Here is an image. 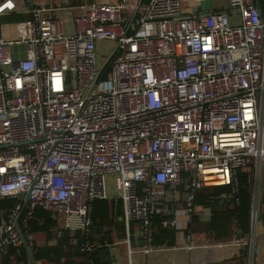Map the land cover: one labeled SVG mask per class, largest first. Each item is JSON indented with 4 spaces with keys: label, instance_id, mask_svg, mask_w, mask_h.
Masks as SVG:
<instances>
[{
    "label": "built area",
    "instance_id": "built-area-1",
    "mask_svg": "<svg viewBox=\"0 0 264 264\" xmlns=\"http://www.w3.org/2000/svg\"><path fill=\"white\" fill-rule=\"evenodd\" d=\"M31 2L0 0V17L26 16L10 38L0 22V200L16 199L0 220V252L31 247L28 221L40 208L64 231L79 230L78 250L88 257L92 202L117 198L124 234L114 245L126 259L117 249L110 259L132 264L135 249H155L152 217L169 214L176 186L186 187L187 223L197 189L228 185L222 196L237 203L235 172L250 163V231L229 242L246 255L223 264H253L264 170V0H227L224 9L193 14L180 0ZM109 45L113 55L99 72L97 52ZM162 224L187 240L176 216ZM133 240L143 244L134 248Z\"/></svg>",
    "mask_w": 264,
    "mask_h": 264
},
{
    "label": "trees",
    "instance_id": "trees-1",
    "mask_svg": "<svg viewBox=\"0 0 264 264\" xmlns=\"http://www.w3.org/2000/svg\"><path fill=\"white\" fill-rule=\"evenodd\" d=\"M263 0H259L262 4ZM26 16L11 13L3 18L7 22L22 21ZM108 64L105 67L107 71ZM236 191L234 197H223L229 194L228 185H212L197 189L194 192L193 206L209 210V220L205 222V232L210 242L226 243L245 238L250 231V210L252 205V170L251 167L240 168L235 172ZM16 199L9 197L0 200V220L6 217ZM260 209L264 207V170ZM264 210V209H263ZM198 215H191V223L198 221ZM121 218L120 201L117 198L95 199L91 208L90 241L95 242L89 256L78 250L69 233L47 211L36 208L28 221V230L33 236L29 248L32 264H111L105 243H110L115 236L124 234ZM170 214L155 213L152 217V238L155 245L173 246L176 243L175 230L162 224ZM79 236V230L76 231ZM242 257L246 250L241 249ZM0 264H28L27 250L23 244L8 246L0 252Z\"/></svg>",
    "mask_w": 264,
    "mask_h": 264
},
{
    "label": "crops",
    "instance_id": "crops-1",
    "mask_svg": "<svg viewBox=\"0 0 264 264\" xmlns=\"http://www.w3.org/2000/svg\"><path fill=\"white\" fill-rule=\"evenodd\" d=\"M33 3L43 4V5H57L65 4L67 2H75L77 0H32ZM99 2H112L116 0H96ZM128 5L139 4V1L132 4L131 0H123ZM144 1V0H142ZM141 1V2H142ZM181 8L184 14L193 13H208L215 10L224 9L227 5V0H180ZM263 2V1H262ZM261 3V2H260ZM263 5H261L262 7ZM131 10H127L126 14L130 13ZM232 21L237 20L236 15L231 16ZM175 199L170 202L169 214L171 217H175L179 221L181 227L185 226L184 235L186 236V241H182L176 237V243L173 246L167 245H155V249H152L146 256L143 255L139 249H135L131 255L132 264H223L232 261H242L244 256L240 254L241 249H243L239 244L233 243H216L210 242L207 238L205 232V220L204 209L201 207H195L194 215H198V221L191 223V217L185 223V217L183 215L184 198L186 187L185 184L181 183L175 187ZM264 207L260 209L259 220L256 224L254 230V245H255V256L253 258V264H264ZM192 214V215H193ZM136 226V223H133ZM124 226V225H123ZM132 226V225H131ZM133 227V226H132ZM204 227V228H203ZM74 233V234H73ZM183 234V233H182ZM80 235V233H79ZM69 237L76 241V231L70 232ZM79 237V236H78ZM120 238L114 235L112 241L108 243L107 249L110 253L112 250L117 249L121 253L122 261L126 259L125 248L121 244H115V239ZM189 238V240H188ZM191 244L192 248L187 249L186 244ZM229 243V244H228ZM106 244V243H105ZM142 240L132 241V246L134 248L142 245ZM117 245V246H116ZM112 264V263H111Z\"/></svg>",
    "mask_w": 264,
    "mask_h": 264
},
{
    "label": "rangeland",
    "instance_id": "rangeland-1",
    "mask_svg": "<svg viewBox=\"0 0 264 264\" xmlns=\"http://www.w3.org/2000/svg\"><path fill=\"white\" fill-rule=\"evenodd\" d=\"M131 2H132V4H134L135 2H137V0H131ZM3 17L4 16H2L0 18H3ZM0 22L3 23L5 26L3 29L5 37L10 38L15 32V28L13 27L15 22H7V21L2 20V19H0ZM112 49H113L112 45H109V47L104 46V49L98 50L97 57H98V63L99 64H102L106 60L108 55L111 53Z\"/></svg>",
    "mask_w": 264,
    "mask_h": 264
},
{
    "label": "water",
    "instance_id": "water-1",
    "mask_svg": "<svg viewBox=\"0 0 264 264\" xmlns=\"http://www.w3.org/2000/svg\"><path fill=\"white\" fill-rule=\"evenodd\" d=\"M141 1H142V0H141ZM141 1H139V3H141ZM29 5H30V6L32 5L31 0H29ZM112 55H113V53H111V54L107 57V59H106V60L104 61V63L102 64L101 69H100L99 72H101V71L107 66V64H108L110 58L112 57ZM249 167H250V163H249V165H248V169H249ZM28 198H29V194L26 193V194H25V202L28 200ZM203 220H205V221L209 220V210L206 209V208L204 209V217H203ZM15 224H16V226H17L19 232L21 233V230H20V227H19V225H18V222L16 221ZM73 234H74V233H73ZM23 245H24V247H25L26 250H27L28 264H32V257H31V254H30V250H29V248H28V246L26 245L25 242L23 243Z\"/></svg>",
    "mask_w": 264,
    "mask_h": 264
}]
</instances>
